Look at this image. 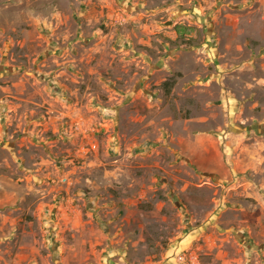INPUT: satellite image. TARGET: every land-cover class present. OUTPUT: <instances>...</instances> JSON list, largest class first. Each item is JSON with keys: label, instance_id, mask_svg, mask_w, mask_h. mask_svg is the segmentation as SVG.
<instances>
[{"label": "rangeland", "instance_id": "rangeland-1", "mask_svg": "<svg viewBox=\"0 0 264 264\" xmlns=\"http://www.w3.org/2000/svg\"><path fill=\"white\" fill-rule=\"evenodd\" d=\"M0 264H264V0H0Z\"/></svg>", "mask_w": 264, "mask_h": 264}, {"label": "trees", "instance_id": "trees-1", "mask_svg": "<svg viewBox=\"0 0 264 264\" xmlns=\"http://www.w3.org/2000/svg\"><path fill=\"white\" fill-rule=\"evenodd\" d=\"M166 84H168V83H166Z\"/></svg>", "mask_w": 264, "mask_h": 264}]
</instances>
